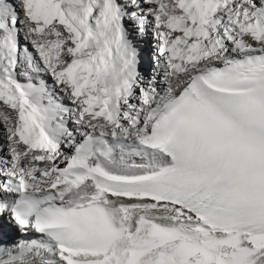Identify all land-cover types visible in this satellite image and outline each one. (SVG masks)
I'll return each instance as SVG.
<instances>
[{
	"label": "snow or ice",
	"instance_id": "obj_1",
	"mask_svg": "<svg viewBox=\"0 0 264 264\" xmlns=\"http://www.w3.org/2000/svg\"><path fill=\"white\" fill-rule=\"evenodd\" d=\"M0 264H264V0H0Z\"/></svg>",
	"mask_w": 264,
	"mask_h": 264
},
{
	"label": "bare ground",
	"instance_id": "obj_2",
	"mask_svg": "<svg viewBox=\"0 0 264 264\" xmlns=\"http://www.w3.org/2000/svg\"><path fill=\"white\" fill-rule=\"evenodd\" d=\"M150 51L149 48L145 47V55H147V53ZM67 103V102H66ZM17 236L19 235L18 233L16 234Z\"/></svg>",
	"mask_w": 264,
	"mask_h": 264
}]
</instances>
